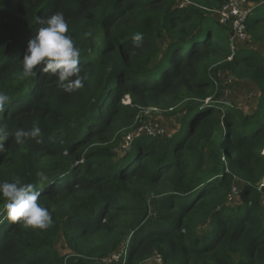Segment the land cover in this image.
Instances as JSON below:
<instances>
[{
	"label": "trees",
	"instance_id": "1",
	"mask_svg": "<svg viewBox=\"0 0 264 264\" xmlns=\"http://www.w3.org/2000/svg\"><path fill=\"white\" fill-rule=\"evenodd\" d=\"M227 1L0 0V183L32 184L50 214L46 228L9 222L0 196V264H97L125 246L114 264H264V0H248L261 50L232 47L214 11ZM55 13L87 76L74 91L51 74L21 78L39 19ZM219 68L260 88L255 111L217 103ZM148 108L178 127L118 154ZM34 125L40 136L18 144Z\"/></svg>",
	"mask_w": 264,
	"mask_h": 264
},
{
	"label": "clouds",
	"instance_id": "2",
	"mask_svg": "<svg viewBox=\"0 0 264 264\" xmlns=\"http://www.w3.org/2000/svg\"><path fill=\"white\" fill-rule=\"evenodd\" d=\"M43 26L37 35L28 42L22 59L21 78L34 77L38 73L51 74L57 77L61 86L67 82V91H74L83 87V80L79 67L80 50L74 44L69 32V26L61 13H55L38 21ZM134 40H140L141 34H136ZM76 77L74 80L70 79ZM10 97L0 91V110H3ZM41 129L34 125L30 132L18 130L14 133L16 142L23 143L25 137L36 139ZM8 133L0 134V152L4 151V141ZM39 142V141H38ZM43 181L47 177L41 170L36 173ZM40 193L34 190L32 184H21L19 179L13 182L0 183V196L5 198L4 211L9 222H23L26 227L46 228L50 223L47 208L38 203ZM2 222V221H0Z\"/></svg>",
	"mask_w": 264,
	"mask_h": 264
},
{
	"label": "rangeland",
	"instance_id": "3",
	"mask_svg": "<svg viewBox=\"0 0 264 264\" xmlns=\"http://www.w3.org/2000/svg\"><path fill=\"white\" fill-rule=\"evenodd\" d=\"M249 8H253L254 4L250 3ZM219 19V18H218ZM226 30L230 32L228 26ZM241 46H250L255 49L261 50V46L253 45L248 37L245 41H239L235 45L234 49ZM218 77V84L223 88V91L220 92V98L217 103L228 104L231 107H236L238 110L244 114H249L255 111L258 108L260 102L261 90L255 83L250 79H240L235 77L230 71L219 68L216 71ZM218 92V91H217ZM217 94V93H215ZM217 96V95H215ZM207 101H210L209 99ZM123 103H129V99L125 98ZM225 109V107H224ZM180 120L177 117L170 116L165 114L161 110L156 109H145L137 118L136 126L129 131H124L122 133V139L120 140L117 146V153L120 154L123 151H128V146L125 143L127 135H136V134H157L161 136H169L172 132L178 127ZM160 132V133H158ZM264 154V149L262 151ZM235 184L240 187L241 183L235 182ZM238 196H234L231 202H235ZM233 204V203H231ZM57 248L61 253H68L69 250L66 248V243L63 238H60L57 243ZM122 253V250L111 255L106 259L97 261V264H114L120 258L119 254ZM147 264H162L159 258L153 257Z\"/></svg>",
	"mask_w": 264,
	"mask_h": 264
},
{
	"label": "built area",
	"instance_id": "4",
	"mask_svg": "<svg viewBox=\"0 0 264 264\" xmlns=\"http://www.w3.org/2000/svg\"><path fill=\"white\" fill-rule=\"evenodd\" d=\"M249 6L251 5L248 3V0H228L220 9L214 10L218 15L219 22L223 25L229 26L231 32L230 40L233 48L235 47L237 42L245 41L248 37L249 25L247 24V20L249 14L253 10V8H249ZM137 135L139 134L133 136L129 134L126 136L125 143L128 147L130 146V143L132 142L134 136ZM148 135L161 136L155 133ZM239 192V187L234 184L230 195V201L234 196H239ZM121 250L122 253L119 254L120 258L117 260V262L120 261L122 257L125 258V254L127 252L126 246ZM157 258L161 260L160 257Z\"/></svg>",
	"mask_w": 264,
	"mask_h": 264
},
{
	"label": "bare ground",
	"instance_id": "5",
	"mask_svg": "<svg viewBox=\"0 0 264 264\" xmlns=\"http://www.w3.org/2000/svg\"><path fill=\"white\" fill-rule=\"evenodd\" d=\"M248 3L250 4V2L248 1ZM251 5V4H250ZM253 8H254V6H253Z\"/></svg>",
	"mask_w": 264,
	"mask_h": 264
}]
</instances>
